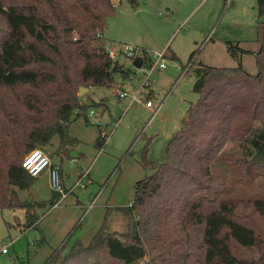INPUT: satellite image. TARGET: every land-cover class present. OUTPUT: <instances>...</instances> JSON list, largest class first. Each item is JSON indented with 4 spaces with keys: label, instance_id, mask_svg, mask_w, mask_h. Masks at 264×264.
<instances>
[{
    "label": "trees",
    "instance_id": "1",
    "mask_svg": "<svg viewBox=\"0 0 264 264\" xmlns=\"http://www.w3.org/2000/svg\"><path fill=\"white\" fill-rule=\"evenodd\" d=\"M257 5V50L226 40L236 66L197 62L193 55L189 59L187 71L195 77L193 90L200 97L190 103L163 161L144 151L140 162L147 175L136 182L135 199L124 207L129 231L100 234L89 248L76 239L79 251L65 257L59 246L45 264H89L92 257L93 264H101L100 251L94 256L96 246L109 260L140 264L150 245L168 255L185 250L177 264H191V250L198 264H264V195L237 198L228 184L234 176L235 184L252 185L264 166V0ZM115 13L113 0H0V121L5 119L0 175L9 186L26 190L33 185L36 178L23 167L24 158L54 136L60 140L54 156L71 157L79 140L70 134V126L81 116L89 121L90 105L78 95L83 88L112 85L132 74L110 56L111 40L104 35ZM148 54L144 50L143 65L147 62L150 68ZM245 54L254 55L257 72L244 68ZM148 96L153 101L154 95ZM107 138L100 132L99 147ZM243 203L249 213L241 211ZM6 208L26 209L27 226L39 228L41 217L31 214L11 187L0 188V209ZM39 234L36 240L44 243L40 229ZM253 247L260 249L257 257L240 254Z\"/></svg>",
    "mask_w": 264,
    "mask_h": 264
},
{
    "label": "rangeland",
    "instance_id": "2",
    "mask_svg": "<svg viewBox=\"0 0 264 264\" xmlns=\"http://www.w3.org/2000/svg\"><path fill=\"white\" fill-rule=\"evenodd\" d=\"M114 1L116 13L109 17L104 30L105 37L111 40L110 47L127 44L147 50L148 53L167 51L166 68L160 71L157 68L149 70L145 62L137 69L134 59L120 55L119 60L132 69L130 77L117 78L112 85L93 86L89 92L86 88L87 90L78 93L80 102L90 105L87 110L89 121L86 122L85 117L81 116L72 122L70 134L73 132L84 140L72 149L70 155H81L84 166L93 161L91 169L96 181L89 189L77 187L69 194V202L72 203V199L77 197H80L82 202H89L102 186L99 202L89 213L85 211L81 219L83 223L77 222L73 226L74 220L80 216V205L67 203V199L64 205L54 208L51 198L48 201H39L34 195L30 196L28 191L32 186L25 191L16 186H9L0 175V188H14L19 199L28 204L31 214L42 218L46 210L39 211L38 208L53 207L49 214L45 212L47 216L45 214L46 218L40 228L43 235L47 232V235H44V243L36 240V230L27 226L26 209H0V264H45L59 246L65 248V257L72 250L79 251L76 239L81 240L84 248H89L93 246L94 238L100 234L117 233L121 236L127 233L129 219L124 207L131 205L135 199V181L146 175L140 162L143 152L149 149L150 158L163 161L170 139L177 133L190 101L197 102L200 97L192 88L194 76H184V65L192 55L197 62L218 67L237 65V60L228 51L225 39L243 41L245 47L252 50L258 48L255 41L258 23L257 0H138L137 6H132L127 0ZM174 53L176 58L172 56ZM141 55L143 56V52ZM242 63L249 72H257L254 55L245 54ZM147 81L152 87L164 92L161 97H152L156 104L161 98L164 99L156 117H152L156 105L154 108L148 107L144 94L139 96L141 90L147 92L150 88L145 86ZM212 82L217 83L216 80ZM118 91H124L126 96L120 97ZM87 92L88 95H85ZM134 96L139 97L133 100ZM8 99L12 101V97ZM1 109L0 105V117ZM92 111H95V114H92ZM4 121L5 119L0 121V128ZM100 126L102 134L108 138L105 147L98 153L97 138L100 135ZM57 137L54 136L47 146L37 147L44 150L52 161L58 157L53 154L57 150ZM0 138L5 137L0 133ZM2 151L0 146V152ZM10 151L8 146V152ZM71 170L72 173L78 171L77 165H72ZM46 172L33 183L35 190L36 187L45 186L40 189L43 196L48 194ZM255 174L256 182L252 185L235 184V177H229V189L233 188V196L248 199L257 194L264 195V166ZM40 182L42 185L39 186ZM65 191L70 192L66 189ZM244 207L241 211L249 213V206L245 209ZM98 217L99 228L90 237L89 230ZM81 224L82 229L76 232ZM260 225L264 231V223L260 222ZM72 226V230L65 237ZM25 228L30 230H24ZM86 235H89V238L85 239ZM6 246L10 251L8 254L2 253ZM162 249L150 245L146 258L140 264H177L175 259L185 251L178 250L168 255L166 250ZM48 250L50 253L44 258L43 252ZM93 251L94 256L95 251H100L99 263L119 264L109 260L101 246H96ZM194 251L190 252V263L198 264L193 260ZM240 254L257 257L260 249H242ZM87 262L93 264L95 259L92 257Z\"/></svg>",
    "mask_w": 264,
    "mask_h": 264
},
{
    "label": "crops",
    "instance_id": "3",
    "mask_svg": "<svg viewBox=\"0 0 264 264\" xmlns=\"http://www.w3.org/2000/svg\"><path fill=\"white\" fill-rule=\"evenodd\" d=\"M114 1V0H113ZM115 2V1H114ZM264 20V19H263ZM257 22H258V9H257ZM258 24V23H257ZM226 40H230V39H225V41ZM226 44V43H225ZM166 53V57H167V51L165 52ZM172 56H174V58H176L177 56L175 55V53L174 54H172ZM190 62L188 61V63L186 64V65H184V67H183V74H184V76H186V75H189V72L187 71V68H189V66H187L188 64H189ZM205 63V62H204ZM236 66V65H235ZM161 69H164V68H159V67H157V70H161ZM147 80H149V79H147ZM194 82H195V77H194ZM147 83H148V81H147ZM148 85H149V89H148V91L147 92H143L144 90H141L140 91V95L139 96H141V95H143L144 94V99H147L149 96V93H152L154 96H156V97H161V95L162 94H164V92H162V91H160V90H158L156 87L154 88V87H152L149 83H148ZM193 85H194V83H193ZM193 88V87H192ZM87 90V89H86ZM90 91V88H88V92ZM194 91V90H193ZM88 92L85 94V95H88ZM139 96H137V98L139 97ZM163 98H161L160 99V101L158 102V104H156L155 103V105H156V107L159 105V104H161L162 103V105H163ZM192 101H190V103H191ZM190 103H189V105H188V107H187V110H188V108L190 107ZM155 105L154 106H152L151 108H154L155 107ZM149 107V106H148ZM162 108V107H161ZM161 110V109H160ZM160 110L158 111V113L155 115V111H154V113H152V117H156V116H158V114L160 113ZM187 110H186V112H187ZM186 114V113H185ZM184 118V117H183ZM182 118V119H183ZM88 120H89V118H88ZM180 126H181V123H180ZM180 126H179V128H178V130L180 129ZM99 132H101V126H100V129H99ZM72 134H73V132H72ZM71 134V135H72ZM73 137H75L76 139H78L79 140V143H78V145H80V144H82L83 143V140L84 139H82V138H80L79 136H77L76 134H73L72 135ZM58 138V137H57ZM98 139V138H97ZM55 140V139H54ZM57 140V148L59 147V144H60V140L59 139H56ZM107 142V141H106ZM105 147V145L103 146V147H99V151H98V153H100V151L103 149ZM78 148H79V146H78ZM143 154H144V152H143ZM97 155H99V154H97ZM143 157V156H142ZM72 158H76V159H78V163H76V164H72L71 163V159ZM53 164H55V166H59V168H60V170H61V172H62V178H63V183H64V186H65V189L67 190V191H71V188H72V186L75 184V182L79 179V177H80V174L82 173V171L84 170H89V173H88V177L90 178V182L89 183H87V185L85 186V187H83L82 189H89V188H91V185H93L94 184V182L96 181L95 180V178L93 177V173H92V169H91V167H92V165H93V161H91L89 164H86V166H84L83 164H82V156L81 155H79L78 154V156H71L70 158H64V160L61 158V157H57L56 159H53ZM72 165H77V168H78V171H76V172H71L72 170H71V166ZM85 167H87V168H85ZM144 169V168H143ZM145 170V169H144ZM146 171V170H145ZM46 175H47V181H48V194L47 195H45V196H43L42 195V192H41V188L42 187H44L45 188V186H42L41 188H38V187H36V190H35V188H33V185H32V187H31V189H30V191H28L29 193H30V196L31 195H34L35 197H36V199H38L39 201H48V200H50V198L54 201V199H55V192L51 189V185H50V177H49V172L47 171L46 172ZM146 175H147V171H146ZM145 175V176H146ZM144 176V177H145ZM143 177V178H144ZM37 179V178H36ZM140 179H142V178H140ZM140 179H138V180H140ZM138 180H136L135 181V183H134V189H135V184H136V182L138 181ZM40 185H42V182H40L39 183V186ZM101 189H102V186H101V188H100V190H99V192L97 193V194H95V196L89 201V202H82L81 200H80V197H77L76 199H72V203H70L69 202V199H71V196L69 197V194L70 193H73L74 191H75V189L73 190V191H71V192H68L69 194L67 195V197L60 203V205L58 206V207H60L61 206V204L62 205H64L63 203H65V201L68 199V201H67V203H70V204H72V205H74V204H77V206H81V211H80V216H79V218H76L75 220H74V223H73V226L78 222L79 224L82 222V217H84V213H85V211L87 210L88 211V213L90 212V210H93L94 208H95V206H96V203L97 202H99V200H100V195L102 194L101 193ZM25 191V190H24ZM53 193V194H52ZM55 201H56V199H55ZM93 204V207H91V208H89L90 207V205H92ZM66 206L67 205H69V204H65ZM54 207V206H53ZM52 207V208H53ZM127 207V206H126ZM52 208H46V207H41V208H38V210L39 211H41V209L42 210H46L45 212L47 213V214H49V210H51ZM55 208V207H54ZM72 208H75V207H72ZM37 211V210H36ZM44 212V216L42 217V218H40V220H38V226H39V228H30V229H33V230H36V229H40L41 228V226H42V223H43V221H44V218H46L45 217V213ZM87 213V214H88ZM47 214H46V216H47ZM98 219H99V217L98 218H95V220H94V223H93V225L91 226V228H90V230H89V233H90V237H92V234H94L95 233V231L99 228V222H98ZM76 221V222H75ZM83 223V222H82ZM73 226L71 227V228H69L68 229V231H67V233L64 235L65 237L67 236V234L72 230V228H73ZM82 227V224H81V226H79V228L76 230V232H78V230L80 231V229H82L81 228ZM30 229H26V230H30ZM83 231H84V228H83ZM75 232V233H76ZM44 235H47V232L44 234ZM64 237V238H65ZM63 238V239H64ZM84 238L86 239V238H89V235H86V236H84ZM62 239V240H63ZM62 240H61V242H62ZM60 242V243H61ZM10 252V251H9ZM8 252V253H9ZM8 253H4V254H8ZM44 254H43V257L45 258V257H47V255L50 253L49 252V250H48V252H43Z\"/></svg>",
    "mask_w": 264,
    "mask_h": 264
},
{
    "label": "built area",
    "instance_id": "4",
    "mask_svg": "<svg viewBox=\"0 0 264 264\" xmlns=\"http://www.w3.org/2000/svg\"><path fill=\"white\" fill-rule=\"evenodd\" d=\"M112 46V45H111ZM113 45L112 47L109 46L110 56L113 59H118L120 55H123L125 57H129L131 59H136L138 57H143L141 53L144 50L140 49L139 47H134L131 45ZM149 59L151 61V66L149 70H153L157 67L159 68H166V53L165 51H153L149 52L148 54ZM118 94L120 97H125L126 94L124 91H118ZM137 96L133 97V100H135ZM155 103L153 101H147V106L152 107ZM162 103L159 104L155 109V115L158 113V111L161 109ZM92 114H95V111H92ZM72 164L78 163V159L72 158L71 160ZM23 167L29 172V174L35 178L40 177L44 172H49L50 177V185L51 189L58 193L59 196L54 204V207H58L60 203L67 197L69 194L65 191V187L63 184V178H62V172L59 168V166H55L53 164L52 159L50 156L44 152V150L40 148L33 149L30 151L23 161ZM89 170H83L80 174L79 179L75 182V184L72 186L71 191L76 189L77 187L83 188L87 185V183L90 182V178L88 177ZM70 191V192H71ZM132 204V203H131ZM93 207V204L90 205L89 208ZM9 249L8 247H4L2 249V253H8Z\"/></svg>",
    "mask_w": 264,
    "mask_h": 264
},
{
    "label": "water",
    "instance_id": "5",
    "mask_svg": "<svg viewBox=\"0 0 264 264\" xmlns=\"http://www.w3.org/2000/svg\"><path fill=\"white\" fill-rule=\"evenodd\" d=\"M142 65H143V57H138V58H136V59L134 60V66H135L137 69L141 68ZM85 90H86V88H83V89H82V92L85 91ZM36 235H37L36 238L39 239V238H40V234H39V230H38V229H36Z\"/></svg>",
    "mask_w": 264,
    "mask_h": 264
}]
</instances>
